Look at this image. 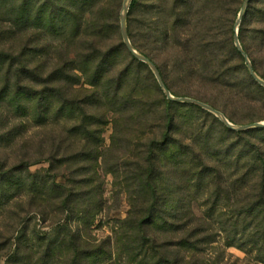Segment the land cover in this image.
Wrapping results in <instances>:
<instances>
[{"label": "trees", "instance_id": "trees-1", "mask_svg": "<svg viewBox=\"0 0 264 264\" xmlns=\"http://www.w3.org/2000/svg\"><path fill=\"white\" fill-rule=\"evenodd\" d=\"M147 1L154 17L142 19L136 37L128 18V35L174 96L179 95L167 72L196 71L226 90L235 108L214 97L196 99L232 123L237 111L264 104V88L233 45V23L216 28L212 22L236 14L244 0ZM120 5L121 0H0V151L18 153L11 165L0 157V215L7 216L0 259L230 264L225 252L234 247L264 264V129L236 132L213 118L204 130L182 118L177 109L198 108L169 100L150 68L128 51ZM135 6L137 0L129 17ZM238 38L264 80V0H250ZM192 47L207 68L196 69L200 62ZM166 49L165 58L156 52ZM110 115L117 156L104 161L114 188L108 205L99 158ZM43 162L49 164L43 173L29 172ZM61 169L68 180L57 182ZM122 195L129 210L114 221L112 246L90 244L83 233L116 210ZM198 200L200 216L193 210ZM32 215L43 222L55 215L58 224L52 232L29 234Z\"/></svg>", "mask_w": 264, "mask_h": 264}, {"label": "rangeland", "instance_id": "rangeland-1", "mask_svg": "<svg viewBox=\"0 0 264 264\" xmlns=\"http://www.w3.org/2000/svg\"><path fill=\"white\" fill-rule=\"evenodd\" d=\"M125 0H121V5L119 8V28L121 30L120 26V16L122 12V6ZM138 3L140 4L139 8H134L132 15L129 17V9L130 6L133 2V0L129 1V8H128V17H127V25H128V18H130V27H131V32H133V35L136 37L138 31H140V25L142 23L143 18H149V17H154V10L150 7V2L147 0H137ZM245 1V0H244ZM241 10V9H240ZM240 10L235 14V11L232 10L230 13L225 14L220 21H212L214 26L216 28H219L222 24H227L230 26L231 22L233 23L232 28H233V33H235V27H236V22L240 14ZM140 11L142 12L140 14ZM243 19V17H242ZM241 19V21H242ZM241 24V23H240ZM240 25L238 27V33H239ZM121 32V31H120ZM222 34H220L221 36ZM223 36V35H222ZM229 36V32L228 35ZM245 36V41L244 43L248 44L249 43V32L244 34ZM182 38V35H180ZM241 44V42H240ZM21 45V44H20ZM234 47V41H233ZM19 46V44H18ZM134 47V46H133ZM134 49L140 53L135 47ZM169 49H166L165 51H156L157 53H162L161 56L163 58L166 57L168 54ZM192 55H194L198 60H199V65L196 66V69L199 70L200 68H207L208 63L203 60V58L199 57V50L197 48L192 47L191 49ZM141 54V53H140ZM154 54V53H152ZM160 60V59H158ZM250 60V59H249ZM251 62V60H250ZM148 66V65H147ZM149 67V66H148ZM150 68V67H149ZM151 70V69H150ZM152 72V70H151ZM153 73V72H152ZM169 74V80L172 82V88L175 92H177V95L179 96H174L171 92V95L174 97H182V98H193L195 100L196 97L198 96H203V97H214L215 100H217L221 104H225L228 110H232L235 108L234 102L230 97L228 96V92L226 90H222L221 88H218L215 83H210L205 77H203L200 73L194 71L193 73L189 74H182L179 72L173 73L172 70H169L167 72ZM154 75V73H153ZM154 78L156 79L155 75ZM79 88V87H77ZM221 95H219V93ZM189 95V96H187ZM210 106V105H209ZM198 108L196 112L191 111L189 108H181L177 109L179 113L181 114V117L184 118L188 123L194 122V124H198L205 128L204 130H207L208 127H212V123H214L213 118H215L218 122L222 123L215 115L212 113L201 109L197 106ZM213 108V107H212ZM216 110V109H215ZM218 111V110H217ZM220 112V111H219ZM222 113V112H221ZM223 114V113H222ZM235 123H232L233 125L236 126H246V125H252L256 123L263 122L264 123V104H258L254 109L251 111H237L235 113ZM224 115V114H223ZM225 116V115H224ZM226 117V116H225ZM109 123L104 127L103 133H102V142L100 144V150H101V156L99 158V164H100V169H99V174L101 175L102 181H103V189L105 191V198L108 202V205H111L113 202V179L111 174H108L105 172L106 170L104 169V161L107 163H111V160L114 159L117 155L115 154L112 146V136H113V131H114V125H113V117L110 115L109 117ZM256 119V120H255ZM196 120V121H195ZM251 121H254L253 123H250ZM223 124V123H222ZM224 125V124H223ZM225 126V125H224ZM226 127V126H225ZM228 128V127H227ZM229 129V128H228ZM231 130V129H230ZM233 131V130H232ZM237 132V131H236ZM17 154L14 151H0V157L7 158L9 165L14 163L17 159ZM49 167V164L46 162H43L41 164H37L34 166H31L29 168V172L31 174H37V173H43L45 170H47ZM58 176L56 178L57 182H64L68 180V173L61 169L58 172ZM199 200L194 202L193 204V210L197 215H201V209L199 207ZM116 210H110L107 213V216L103 218H98L94 225L90 228V232H87L86 234L83 233V236H85L86 240L90 242V244L94 245H99L103 242L107 243V247H111L113 242H112V229L114 227V221L115 220H121L126 218L127 212L129 210V205L125 201L124 195L121 196L120 201L117 205ZM58 218L55 217V215H48L46 222H43L42 219L40 218L39 215H32L30 216V220L27 222V230H29V234H31L33 231L36 233H49L56 228V225L58 224ZM6 219L7 216L5 214L0 215V234L4 233V229L6 227ZM77 224V225H76ZM78 222L71 223L72 228H76L78 226ZM87 234H90L88 236ZM110 244V245H109ZM225 255L229 258L230 264H255V261L253 262V258L250 256H246L245 252L231 247L226 250ZM6 259L7 257H1L0 259V264H6ZM60 264V263H59ZM104 264H115L114 259L107 260Z\"/></svg>", "mask_w": 264, "mask_h": 264}, {"label": "water", "instance_id": "water-1", "mask_svg": "<svg viewBox=\"0 0 264 264\" xmlns=\"http://www.w3.org/2000/svg\"><path fill=\"white\" fill-rule=\"evenodd\" d=\"M129 1L130 0H125L122 6V12H121V16H120V26H121V35H122V39L123 42L125 44V46L127 47L128 51L139 61H141L142 63L148 65L150 67V69L152 70V72L154 73L156 80L161 88V90L163 91V93L165 94V96L173 101V102H177V103H183V104H190V105H194L197 106L201 109H204L210 113H212L213 115H215L226 127H228L229 129L233 130V131H237V132H242V131H248V130H252V129H264V123L260 122V123H256V124H252V125H246V126H236L233 125L232 123H230L227 118L219 111L215 110L214 108H212L211 106L200 102L198 100L195 99H191V98H182V97H174L171 95L170 91L167 89V87L165 86L161 75L157 69V67L155 66V64L153 62H151L149 59H147L145 56H143L142 54L138 53L129 38L128 35V25H127V17H128V8H129ZM250 2V0H245L241 10H240V14L239 17L237 19L236 22V27H235V35H234V44L237 48V50L241 53V55L243 56V58L245 59V63L247 66V69L251 75V77L260 85L264 88V80L258 76L256 74V72L254 71L252 64L247 56V54L244 52L239 38H238V27L241 23V19L244 16L248 3Z\"/></svg>", "mask_w": 264, "mask_h": 264}]
</instances>
